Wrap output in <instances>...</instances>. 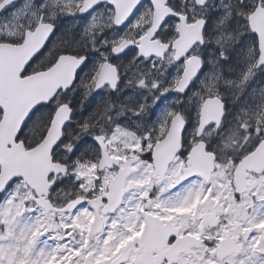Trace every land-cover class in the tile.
<instances>
[{"label": "flooded vegetation", "instance_id": "1", "mask_svg": "<svg viewBox=\"0 0 264 264\" xmlns=\"http://www.w3.org/2000/svg\"><path fill=\"white\" fill-rule=\"evenodd\" d=\"M3 1L0 0V5ZM124 1L115 0L118 14L115 18H119L118 7L123 6ZM253 2L254 0H244L247 5H251ZM40 3L41 0H18L12 3L0 12V24L7 20L10 22L18 17V21L25 25L23 33L27 32L29 21L35 22L36 20L33 13L38 10ZM53 4L54 0H47L48 6L45 12L48 15H51L53 11L58 13L57 23L62 30V39L54 38L57 51L72 48L91 52L94 47L101 51H107L102 46L101 41H112L118 36V32L114 27L113 14L109 12L107 7L98 10L95 18L89 20L79 16V10L74 7V3L70 0H59L55 8ZM190 4L191 0H188L187 3H185V0H165V5L168 8L166 13L170 12V6L187 11ZM242 7L239 0H207L208 30L204 37V43L193 50L195 56L203 58V69L198 74L199 78L194 80L190 85V90L182 98L183 104L181 107L189 115L193 124L196 123L197 119L201 122V111L198 116L196 110L202 98L208 96L219 98L226 107V115L222 123L219 126L216 124L215 126L211 125L204 131L203 139L211 150L216 153V159L220 161L219 164L214 162L215 170L209 180H202L201 177L203 176L195 175L191 176V180L186 181L184 184L172 188L171 183L176 181L178 177L185 175V171L189 166L188 164L184 169L176 168L175 158L170 163L164 177L160 173L156 176V179L154 178L156 171L155 148L165 140L163 138L165 133L168 136L172 125L161 127L164 124L165 117L163 116L160 120L156 119L157 112L166 105L178 107L175 104L177 94H166L167 98L163 99V102L158 101L156 105L154 103V90L150 86H136L139 80H145L149 83L159 82L162 86L169 87L172 78L177 75L178 67L175 65V56L169 54L165 57L163 54L164 48L159 40L154 37L149 40V43L155 46L154 53H160L159 56H156L158 63L155 69L150 68V62H140L128 58L118 62L121 84L117 91H112L105 86L104 91L99 94H86L84 88L77 87L69 93L68 99L73 104V117L77 136L70 140L66 139V143H76L77 137L83 136L84 124L88 125L90 133L111 134L112 143L106 144L111 163L101 173V183L99 185L95 183L97 168L89 167L87 169L95 170V177L89 180L85 178L87 183L84 185L85 189H95L94 192L90 193V199H97L105 194L100 209L101 213L105 205L118 197L120 187H113L114 179L122 169H132L125 180L122 202L119 208L115 212L103 216L105 223L103 232L106 234V244L113 248L118 247L110 259L106 260L107 263H111L128 246H133V248L127 256V260L122 264H137V261L144 259L156 263L161 253L168 252L170 247L175 244L178 236L173 233L176 232L179 236L194 235L203 239V248L212 246L217 249L220 241L227 236L240 237V241L244 243L245 232L242 231L240 221L249 224L253 217H264L262 213L256 212V207L255 209L247 208V215L242 211L246 207L242 197L254 185L264 184V171L239 170L238 173V169L242 164L240 160L244 157L245 150L251 147L248 142L249 137L256 138L258 136L257 132H250L242 128L241 125L247 124L250 128L256 129L257 115L264 113V69L253 67L254 60L248 52L253 36L252 33H246L245 26L240 21V16L243 15ZM61 8L64 9V13L71 9L77 14H59ZM228 11L232 13L231 18L218 26V18ZM197 13L204 15L205 10L197 9ZM154 16V8L147 7L144 9L139 28L143 29L147 26L148 30L141 39L137 40L139 29L136 27L128 29L123 33L124 41H136L140 46L141 41L149 34L153 26ZM249 26L256 34L264 32V13H257V15L252 16L249 20ZM173 28L174 22H170L166 26V30ZM186 29L192 32V28L186 26ZM58 35L61 34L58 33ZM2 38L14 40L19 37L12 35ZM2 38L0 37V39ZM218 38L223 49L227 52L228 58L226 60L219 58ZM160 39H167V37L161 33ZM172 42L175 43V40ZM154 53L147 54L152 55ZM176 54H178L177 50ZM35 67L37 72L40 71V65ZM248 68H252V72L245 81L243 80V74ZM216 75H225V82L230 79L225 85L230 84L231 87L224 85V89H221L220 86L213 85ZM105 76L108 78L115 77L111 66L106 67ZM232 88H234L233 92L230 91ZM197 92L200 94L199 98L194 100ZM233 93L235 94L234 100L238 102V110L243 109L245 113H239L235 122L231 124V114L229 113L231 103L229 100L233 99L231 98ZM227 95L230 96L229 100L226 98ZM59 99L64 100V97L61 96ZM224 99H227L228 103ZM137 112H139V115L136 114ZM117 125H119V128L113 132ZM149 133H151L155 142L149 143L147 147L141 150L139 147L140 139ZM260 138L264 139V136ZM87 139L91 138L88 137ZM200 149L202 159L205 154L212 157L211 153L206 152L203 147ZM133 152L136 153L135 156ZM125 155L126 158L121 159ZM141 156L143 161L151 160L153 162L152 166L146 167L141 160ZM168 156L167 154H159L156 157L157 159H163ZM96 158V152H90L87 157L89 160ZM102 160L103 158L98 163V168ZM233 161H236V166L233 165ZM65 180L68 181L67 178ZM141 180L147 182L141 184L139 183ZM209 182H211L214 195L205 193V187ZM66 188L74 190V195L70 200L84 197V192H78L74 183H63L60 189L55 192L51 191L50 194V200L60 209L65 206V204L59 202V199H61L62 191ZM148 192L151 193V199L146 195ZM234 194L235 199H233ZM255 199L253 197V200ZM237 201H240V203H237ZM256 202L264 204V201ZM90 212L95 217L96 208L92 203ZM52 213L54 214V212ZM56 214L63 215L67 213ZM148 222L149 226H147ZM220 230H222V235L207 237L208 234H214ZM73 232V241L78 243L75 236L79 233L76 229ZM99 235H90V243L88 244L90 247L94 246L96 237ZM201 249L194 250L190 255L182 254L176 264H184L183 261L186 258L193 256ZM76 262V260H73L69 264H76ZM90 262L93 261L87 259L78 262V264H89ZM164 264H169V260L166 259Z\"/></svg>", "mask_w": 264, "mask_h": 264}, {"label": "snow or ice", "instance_id": "2", "mask_svg": "<svg viewBox=\"0 0 264 264\" xmlns=\"http://www.w3.org/2000/svg\"><path fill=\"white\" fill-rule=\"evenodd\" d=\"M188 0H185L187 3ZM59 0H54L53 7ZM239 3L243 6V15L240 16L241 23L245 26L246 33H252L253 41L249 45L248 52L249 55L254 60L253 67L258 69H264V32L256 34V32L249 26V20L252 16L257 15V13H264V0H254L251 5L244 3V0H239ZM47 0H41L38 5V10L33 13L36 17L35 22L29 21L28 31L23 33L18 39L10 41H0V44H9L13 47H23L28 43V38L34 33H40V42L37 43L31 52L30 57L25 63L24 67L21 69L19 76L20 79H26L31 75H35L37 72L36 65H40V71H51L61 64L62 61L70 59L72 61V66L74 70L71 72L70 79L64 83L62 86H58L55 92L52 93L46 100H42L37 104H34L28 111L26 118L22 121V127L19 128L18 134L14 137L15 143L24 144V134L25 129L29 128V125L34 121H43L46 125L45 134L41 137V141L47 137V129L51 128L53 123L56 121L58 114L63 113V120L60 122V136L51 145L50 156L54 164L60 165L64 175L59 179H53L54 174L49 173L48 179L52 181L51 191L55 192L60 189L61 185L65 182V177L67 175H72L74 177L73 183L76 185L77 191H83L84 197L76 202L75 208L83 211H89L91 209L90 203V193L94 192L95 189H85L84 185L87 183L83 172L89 167L97 168L96 171V181L95 183L99 185L101 183V173L103 168H98L97 165L103 158V147L105 144H111L112 139L111 134H96L90 133L88 131V125L83 126V136L77 137L76 143H66L63 133L71 127V120L73 115V104L70 99H68L69 93L73 92L77 87L85 89L86 94H99L103 92L105 86L109 87L112 91H117L121 84L120 74H119V64L125 59L131 58L140 62H150V68L155 69L158 61L156 56L160 53H154L149 55L147 53L141 54V48L136 43V41L125 42L123 38V33L128 29L133 27L138 28L137 40L141 39L144 33L148 30L147 26L143 29L139 28L141 18L143 16V10L147 7L154 8L155 5L152 0H135L132 5L131 10L126 14L119 15V18H115L117 14V4L115 0H77L74 7L79 10V16L82 18H87L89 20L94 19L98 10L107 7L110 13L114 17V27L118 32V36L114 40H104L101 41L102 46L107 49V51H101L95 47L88 52L81 49H60L57 51V45L55 39H62V30L58 27V13L53 11L51 15L46 14L45 9L47 8ZM170 12L162 19L160 27L157 28L156 32L152 35L155 39L159 40L160 44L164 48V56L167 57L169 54L175 56V65L178 67L177 75L172 78V83L169 87L162 86L159 82L149 83L145 80H139L136 84L137 87L150 86L154 90V103L163 102L166 99V94L175 93L177 94V99L175 104L178 107H168L165 106L162 115L165 117L163 127L170 126L173 122H177L179 125V137H180V147L175 154L176 168L184 169L189 164V158L191 157L193 151L196 148L203 147L206 152H210L214 162L219 164L220 161L216 159V153L211 150L210 146L203 139L204 131H206L209 123L215 126V121L204 120L203 123L197 119L196 123L190 121L189 115L183 110L181 105L183 104V96L190 90V85L194 80L198 79L199 72L203 68V58L194 55L193 50L204 43V37L207 33L209 26V17L207 16V0H191L190 7L187 11L171 7ZM197 9H204L205 14L201 15L197 13ZM59 14L66 15H76L77 12L71 9L64 13V9H60ZM232 16L230 11L223 13L218 18V26L224 24ZM174 22V28L171 30H166V26ZM185 26L194 29L195 36L186 47L176 54L175 44L173 40L179 41L182 38L181 29ZM60 33L61 35H58ZM161 33L167 37V39H160ZM55 38V39H54ZM217 45L220 48L219 58L221 60H226L228 58L227 52L223 49L221 41L217 39ZM172 61L170 60V63ZM108 66L114 70L115 77L108 78L104 75V69ZM252 68H248L243 74V80H247L249 74H251ZM63 96L64 100L59 98ZM214 97L208 96L207 98H202L200 105L197 107V115L199 112L213 100ZM139 115V112L136 113ZM5 111L2 105H0V120L3 119ZM110 119V117H109ZM221 123L223 117H220ZM257 128L252 129L247 124L241 125L242 128L247 129L250 132H257L258 136L256 138L249 137V143L251 147L245 150L244 157L241 158L240 163H243V159L248 155H251L257 147L264 148V113H259L257 115ZM119 128L117 125L115 132ZM90 137L91 139H87ZM164 139L167 138V133H165ZM151 133L140 139V149L147 147L149 143H154ZM187 146V147H185ZM29 150L32 149V145H26ZM90 152H96L97 158L94 160L87 159ZM135 156L136 153L133 152ZM61 156L63 157L61 159ZM121 157V159H125ZM142 160V156H141ZM71 161V163H69ZM146 167L152 166V161H143ZM76 166L75 168L73 166ZM233 165L236 166V161H233ZM190 171V169H189ZM192 175H199V173L192 172ZM202 180L207 179V177H201ZM191 180V176L182 175L177 178L176 181L171 183L172 188H176L179 185L184 184L186 181ZM20 177L11 178L3 188H0V194L13 190ZM146 180H141L139 183H146ZM195 183V181H193ZM205 193L214 195L211 189V182L205 187ZM147 197L151 199V193H146ZM178 195V194H177ZM253 197L256 199L253 200ZM235 199V194L233 195ZM243 202L246 207L242 211L247 215V208L251 207L255 209L256 201H264V184L254 185L252 188L247 190V194L243 197ZM103 201V197H101ZM240 203V201H237ZM75 219V217L73 218ZM255 219V217H253ZM261 222H264L262 220ZM249 233L251 229L248 230ZM65 238L72 234V226L67 225L64 227ZM44 235V233H40ZM239 241V237H237ZM247 240V236L245 237ZM243 247V242H241L236 251L239 252ZM251 243H249V248ZM245 252L248 251L247 248L243 249ZM264 251V249H259ZM73 253H78L80 249L73 247L71 249ZM255 253H253L254 255ZM89 255H91L89 253ZM59 258V257H58ZM251 257H249L250 259ZM73 260L76 257L73 256ZM78 264V261L76 262Z\"/></svg>", "mask_w": 264, "mask_h": 264}, {"label": "water", "instance_id": "3", "mask_svg": "<svg viewBox=\"0 0 264 264\" xmlns=\"http://www.w3.org/2000/svg\"><path fill=\"white\" fill-rule=\"evenodd\" d=\"M18 0H4L0 5V12L7 6ZM155 7L154 23L149 31V34L141 41L140 48L143 53H154L155 46L149 43L153 38V33L160 27L162 19L167 15L165 0H152ZM135 0H125L123 6L118 7L119 15L126 14L131 10ZM182 38L175 41V49L182 51L187 43L195 36V31L190 32L186 26L181 29ZM40 33H34L29 36L28 43L23 47H13L9 44H0V105L3 106L5 115L0 121V188H3L6 183L14 177H20L23 182L31 189L32 199L40 208L44 209L46 213L54 212H72L75 208L77 198L70 201L64 208H56L53 202L49 199L52 181L48 179L49 173H53L57 178L64 175L60 165L54 164L50 156L51 145L60 136V122L63 120V113L58 114L56 121L52 127L47 131V137L41 143L29 150L25 143H15L14 137L18 134V129L22 127V121L26 118L29 109L42 100H46L55 92L58 86L66 83L74 70L72 61L66 59L60 65L51 71L38 72L26 79H20L19 73L24 67L28 58L31 55L33 47L40 42ZM155 43V42H153ZM203 69V68H202ZM106 75V68L104 69ZM225 104L219 98H214L202 109L201 123L204 120L215 121L217 126L221 124L220 117L224 118ZM72 122V120H71ZM211 125V123H209ZM64 137V133H63ZM180 147L179 125L173 122L169 134L165 141L155 148L154 157L156 162V176L161 173L162 177L166 174L168 167L175 154ZM201 148V147H200ZM196 148L190 159L189 167L185 171V175H192V172L199 173L203 177L210 179L211 173L215 169L214 159L211 156L204 155L202 159L200 153L201 149ZM103 160L99 168L103 170L110 165L111 160L107 152V145L103 147ZM159 154L169 155L163 159L156 156ZM190 169V171H189ZM239 170H252L261 172L264 170V148H258L253 154L248 156L240 165ZM132 172V169L124 168L120 174L114 179L112 185L117 188L120 187L118 197L114 201H110L105 206L103 215L115 212L121 202L123 196V189L125 180ZM237 173V175H238ZM105 198V194L103 196ZM101 197L90 200L96 208V217L91 227V234L98 235L104 229L103 215L100 213V208L103 204ZM149 226V222L147 224ZM178 236V233H173ZM240 241V237H239ZM237 236H227L222 239L218 248V258L225 260L227 256L241 253L244 245L239 252L236 251L240 244ZM203 239L194 235L178 236L175 244L168 250L162 252L160 258L156 263L147 261L146 259L137 261V264H163L167 259L169 264L178 262V258L182 253L191 254L193 249L201 248ZM133 246L124 248L120 256L110 264H122L127 260V256L131 253ZM90 264H108L105 261H97Z\"/></svg>", "mask_w": 264, "mask_h": 264}, {"label": "rangeland", "instance_id": "4", "mask_svg": "<svg viewBox=\"0 0 264 264\" xmlns=\"http://www.w3.org/2000/svg\"><path fill=\"white\" fill-rule=\"evenodd\" d=\"M72 3L77 0H70ZM24 23L18 21V17L12 21H5L0 24V37H21L23 34ZM225 75H216L213 85L220 86L224 89L225 85L230 79L224 80ZM209 85L212 86L211 83ZM225 85V86H224ZM230 91H234L232 88ZM198 92L195 94L194 100L199 98ZM235 94L233 93V98ZM230 96H226L229 100ZM227 99H224L228 103ZM231 114V124L237 119L239 113H245L243 109L238 110L237 103L234 98L229 100ZM169 107V106H168ZM165 108V107H164ZM157 112L156 119H162L163 110ZM163 125V124H162ZM161 125V127H162ZM73 130V127H72ZM75 131V130H74ZM94 169H86L83 175L86 179L95 177ZM64 183H73L74 177L67 175ZM28 187L19 182L16 187L6 192L0 203V264H69L73 261V256L76 261L89 260H109L116 252L118 247H110L106 244V234L103 232L96 237L93 247L88 245L90 236V228L93 222V215L89 211L78 209L71 214L55 215L46 214L36 206L29 196ZM74 195V190L66 188L61 193L59 202L65 204L70 201ZM256 212L262 213L264 216V204L256 202ZM60 216V217H59ZM75 217V219H73ZM264 217H257L248 223L240 221L242 224V231L245 232V248L244 250L228 258L226 261L217 259V250L212 246L202 248L193 256L186 258L184 264H264ZM72 226V234L65 238L64 227ZM76 229L79 234L75 236L78 243H74L73 230ZM249 229L251 232L249 233ZM40 233H44L41 235ZM222 235V230L208 234L207 237H215ZM249 243L251 247L249 248ZM75 247L80 249L78 253H73L71 249ZM89 253L91 255H89ZM253 253H255L253 255ZM59 257V258H58ZM249 257H251L249 259Z\"/></svg>", "mask_w": 264, "mask_h": 264}, {"label": "trees", "instance_id": "5", "mask_svg": "<svg viewBox=\"0 0 264 264\" xmlns=\"http://www.w3.org/2000/svg\"><path fill=\"white\" fill-rule=\"evenodd\" d=\"M73 126V125H72ZM45 123L43 121L34 120L29 128L25 129V134L23 140L26 145H32L33 147L41 141V137L45 134ZM73 133L70 132V129L66 131V138H73ZM3 199V196L0 195V203Z\"/></svg>", "mask_w": 264, "mask_h": 264}, {"label": "bare ground", "instance_id": "6", "mask_svg": "<svg viewBox=\"0 0 264 264\" xmlns=\"http://www.w3.org/2000/svg\"><path fill=\"white\" fill-rule=\"evenodd\" d=\"M227 49H228V47H227Z\"/></svg>", "mask_w": 264, "mask_h": 264}]
</instances>
